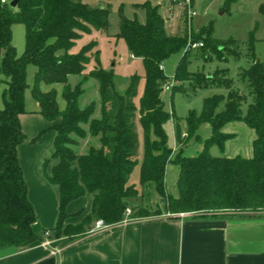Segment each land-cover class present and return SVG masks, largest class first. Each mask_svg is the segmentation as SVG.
Segmentation results:
<instances>
[{"label":"trees","instance_id":"16d2710c","mask_svg":"<svg viewBox=\"0 0 264 264\" xmlns=\"http://www.w3.org/2000/svg\"><path fill=\"white\" fill-rule=\"evenodd\" d=\"M89 1L19 0L13 8L8 1L0 0V87L3 83L8 85L5 107L0 109V251L42 241L47 233L51 239L82 236L97 220L108 226L121 223L132 199L140 200L132 209L134 219L180 213L264 217V59L259 60L255 53L254 31L249 37V47L254 52L252 64L239 75L252 101L247 102L240 91L230 94L227 101L219 94L207 97L200 114L191 111L186 117L187 134L203 124L210 125L211 134L204 139L202 150L186 155L179 125L175 134L180 147L175 150L169 145L166 124L172 116L162 98L168 76L161 66L172 55L182 52L174 71L176 80L195 76L190 83L193 91L220 87L221 82L190 72L192 52L185 51L187 33L168 34L163 17L148 2L139 5L147 12L146 23L129 19L120 10L118 36L126 40L130 53L142 59L145 68V86L139 103L135 98L141 77L133 75L126 90L119 91L115 73L101 66L99 50L96 67L84 75L97 43L91 41L77 53L72 50L84 34L107 29L111 12L110 4L91 5ZM15 24L24 25L26 31L25 51L20 57L12 43ZM200 38V49L212 52L215 41L210 34ZM30 66L36 67L32 84L28 81ZM70 76L83 77L72 88ZM90 78L98 83L100 118L94 116L96 101L80 105L83 85ZM54 85L63 86V108ZM44 86L51 88L43 90ZM29 89L45 119L57 121L45 130L54 131L55 138L54 151L44 163V174L51 184L58 186L59 215L57 223L44 230V236L33 229L37 214L28 197L18 154V146L26 139L20 115L27 112L25 94ZM176 91L180 89L174 85L172 93ZM138 114L144 134L141 189L129 184L139 163V134L135 130ZM232 122H243L255 131L251 157L225 154L226 142L234 135L223 133L222 128ZM74 135L89 136L94 142L85 153H79L73 148L77 145ZM213 147L221 155L212 154ZM169 164L179 169L176 193L167 190ZM85 195L93 196L91 212L80 223L67 224L71 216L66 211L68 204ZM153 196L164 204L163 209H153Z\"/></svg>","mask_w":264,"mask_h":264},{"label":"rangeland","instance_id":"374dc122","mask_svg":"<svg viewBox=\"0 0 264 264\" xmlns=\"http://www.w3.org/2000/svg\"><path fill=\"white\" fill-rule=\"evenodd\" d=\"M12 0H8L10 3ZM150 3L156 7L158 13L163 17L168 34H179L185 32L188 35V45L185 51H191L189 56V70L193 75L213 77L221 82L220 87H206L193 91L191 82L196 79L191 76L188 80H176L174 77L175 68L182 56L181 53L172 55L164 63V71L168 76L167 85L164 87L162 98L165 101L166 109L171 113V119L166 124V130L169 135V145L175 150L179 149L178 141L176 139V127L180 126L183 133L184 145L182 146L186 155H195L203 148V141L211 134V127L209 124H203L192 134H187L188 124L186 117L191 111L200 114L203 108L204 100L207 97L219 94L227 101L232 93L237 91L246 95L247 102L252 101L249 95V89H245L239 80L240 71L248 68L253 61L254 52L249 47V37L254 31L256 39L255 53L259 60L264 59V8L262 12L257 8L253 0H191L190 5L184 0H91V5H105L110 4L109 27L105 30H93L90 34H84L79 40L75 48L72 50L77 53L81 48L95 41L97 47L93 49L91 54V62L87 66L84 75H88L95 67L97 55L99 50V57L103 69L113 71L115 73V80L117 89L124 92L130 83L133 75H139L141 82L139 84L138 93L135 98L136 103H139L142 97L145 86V68L142 59L132 57L125 39L118 36L120 23V10L129 19H137L141 23H146L147 12L139 5ZM189 6H191V11ZM195 12V15L190 14ZM13 38L12 43L16 48L17 55H23L26 46L25 27L22 24H15L12 26ZM210 34V38L215 41L212 52H204L200 48H191L189 44L201 42V36ZM214 52L216 54H214ZM206 53V54H205ZM36 67L30 66L28 68V81L33 82ZM83 76H71L69 80L70 86L73 88ZM98 83L95 79H88L83 88L84 94L80 98V105L83 107L92 101L97 102V109L94 114L95 117H100V94L97 87ZM176 85L179 92L172 93L173 86ZM59 92V102L63 108L65 102L61 98L62 85H54ZM51 86H44L43 90H49ZM182 88V89H181ZM8 89V85L3 83L0 88V109L5 107L3 99V92ZM25 97L26 107L28 111L33 108L31 101L35 104L34 98L27 90ZM225 102L222 103L223 109ZM247 105H243L245 112ZM88 129L87 125H83ZM135 130L139 137V154L138 159L142 158V151L144 149V135L142 126L139 120V114L135 120ZM223 133H230L234 138L228 140L225 146V154L228 156L242 155L251 157L253 154V141L256 139V133L243 122H232L222 128ZM77 145L73 148L79 153H85L89 144L94 141L89 137L80 138L75 136ZM21 144H33L32 139L26 135V139ZM54 147H50L44 152V158H48ZM212 154L221 155L216 147L211 150ZM19 154V153H18ZM43 158V159H44ZM44 159V160H45ZM141 163V162H140ZM138 163L132 172L129 184L140 188V174L141 164ZM179 169L173 164H169L167 169V190L171 193H176V182L178 179ZM131 209L140 203L138 199L130 201ZM150 204L154 208L158 206L163 209L164 204L161 201L155 200L151 197ZM45 230V229H44ZM44 230L42 236H44Z\"/></svg>","mask_w":264,"mask_h":264},{"label":"crops","instance_id":"0c3cea01","mask_svg":"<svg viewBox=\"0 0 264 264\" xmlns=\"http://www.w3.org/2000/svg\"><path fill=\"white\" fill-rule=\"evenodd\" d=\"M253 1L262 12L264 0ZM29 102L33 108L28 111L26 107L27 112L21 114L20 119L25 136H29L33 144H20L18 153L28 197L37 214L33 229L42 236L44 229L57 223L59 215V189L45 177L47 158L43 156L52 145L54 147L55 138L54 131L45 130L57 121L46 120L39 104ZM143 152L144 149L142 158ZM92 206L91 195L72 200L67 206L66 211L71 216L66 223H80ZM42 241L1 250L0 264H264V217L163 214L102 229H94L93 225L82 236H62L51 239L49 245H43Z\"/></svg>","mask_w":264,"mask_h":264},{"label":"built area","instance_id":"2783aa9c","mask_svg":"<svg viewBox=\"0 0 264 264\" xmlns=\"http://www.w3.org/2000/svg\"><path fill=\"white\" fill-rule=\"evenodd\" d=\"M186 3H188L190 5L191 3V0H184ZM3 3L7 2V0H2ZM190 8V11H191V6H189ZM190 14H193L195 15V12H191ZM203 46V43L202 42H198V43H193V44H189V47L191 49L193 48H200ZM132 57H134L132 55ZM162 69H164V65L161 66ZM165 88H168V85L165 84L164 86ZM132 214H133V210L131 208H127L126 209V212H125V217L123 219L122 222H129L131 220H134V218L132 217ZM105 227H108L107 224H105V222L103 220H97L94 224V229H102V228H105ZM51 238L49 237L48 233L45 234V239L42 241L43 245H49L51 243Z\"/></svg>","mask_w":264,"mask_h":264},{"label":"water","instance_id":"95a60500","mask_svg":"<svg viewBox=\"0 0 264 264\" xmlns=\"http://www.w3.org/2000/svg\"><path fill=\"white\" fill-rule=\"evenodd\" d=\"M18 2H19V0H12L11 2H10V5H11V7H16L17 6V4H18Z\"/></svg>","mask_w":264,"mask_h":264}]
</instances>
